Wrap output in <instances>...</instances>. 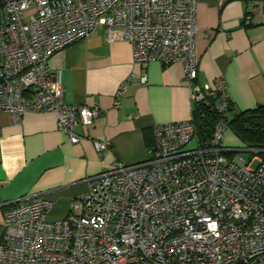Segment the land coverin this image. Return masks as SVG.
I'll return each instance as SVG.
<instances>
[{
	"label": "built area",
	"instance_id": "2783aa9c",
	"mask_svg": "<svg viewBox=\"0 0 264 264\" xmlns=\"http://www.w3.org/2000/svg\"><path fill=\"white\" fill-rule=\"evenodd\" d=\"M197 2L0 0V111L13 120L53 112L69 141H82L77 126H92L101 108L66 102L49 61L98 27L108 40L128 41L142 68L182 62L192 100L188 120L154 126L148 158L117 161L88 178L66 217L50 220L44 198L13 203L4 214L0 264H264V149L247 147L256 154L248 162L228 155L238 149L223 143L232 102L226 81H198ZM256 13L245 11L243 24ZM133 83L148 84L147 73L133 71L121 82L115 106ZM210 99L221 118L202 139L195 111ZM93 144L102 153L111 146L99 138Z\"/></svg>",
	"mask_w": 264,
	"mask_h": 264
},
{
	"label": "crops",
	"instance_id": "0c3cea01",
	"mask_svg": "<svg viewBox=\"0 0 264 264\" xmlns=\"http://www.w3.org/2000/svg\"><path fill=\"white\" fill-rule=\"evenodd\" d=\"M254 7L258 13L246 26L243 14ZM263 10L264 0L197 2L198 81L223 78L234 111L264 104ZM49 63L61 76L66 102L98 105L101 113L92 126H77L83 139L74 144L53 112H27L15 121L0 111L1 227L5 211L22 199L44 198L51 203L50 220L66 217L73 199L88 190V178L117 161L145 160L155 145L156 124L191 117L184 64L155 61L142 68L133 62L131 44L119 36L108 40L101 27L56 52ZM142 70L148 84L133 83L115 106L121 82ZM96 138L111 142L106 153L95 148Z\"/></svg>",
	"mask_w": 264,
	"mask_h": 264
},
{
	"label": "trees",
	"instance_id": "16d2710c",
	"mask_svg": "<svg viewBox=\"0 0 264 264\" xmlns=\"http://www.w3.org/2000/svg\"><path fill=\"white\" fill-rule=\"evenodd\" d=\"M215 100L200 103L196 108V124L202 139L212 135L215 124L221 118ZM224 119L247 147L264 149V104L253 109L234 111L231 102L228 115ZM259 155L264 157V152H260ZM0 239L2 240V235Z\"/></svg>",
	"mask_w": 264,
	"mask_h": 264
},
{
	"label": "rangeland",
	"instance_id": "374dc122",
	"mask_svg": "<svg viewBox=\"0 0 264 264\" xmlns=\"http://www.w3.org/2000/svg\"><path fill=\"white\" fill-rule=\"evenodd\" d=\"M31 10L25 12L26 19L28 18L29 11ZM227 134H229V138H227ZM224 146L234 147L238 149L233 154H231V156H229L232 157V159H236L237 157H240L248 162L253 156L256 155L255 153L246 150L247 148L246 144L230 127L226 130L224 134ZM257 164L258 162L255 161L254 163H252V167H256ZM2 233H3V226L1 227L0 225V236L2 235Z\"/></svg>",
	"mask_w": 264,
	"mask_h": 264
}]
</instances>
